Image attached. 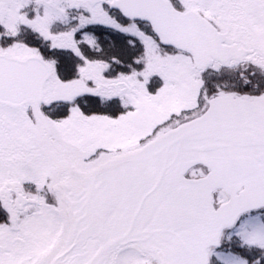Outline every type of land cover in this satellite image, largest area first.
<instances>
[{
	"label": "snow or ice",
	"instance_id": "obj_1",
	"mask_svg": "<svg viewBox=\"0 0 264 264\" xmlns=\"http://www.w3.org/2000/svg\"><path fill=\"white\" fill-rule=\"evenodd\" d=\"M0 264H264V0H0Z\"/></svg>",
	"mask_w": 264,
	"mask_h": 264
}]
</instances>
